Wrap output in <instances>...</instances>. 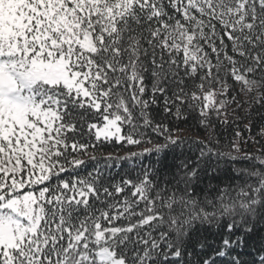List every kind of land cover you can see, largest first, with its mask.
<instances>
[{"label":"snow or ice","instance_id":"snow-or-ice-1","mask_svg":"<svg viewBox=\"0 0 264 264\" xmlns=\"http://www.w3.org/2000/svg\"><path fill=\"white\" fill-rule=\"evenodd\" d=\"M0 264H264V0H0Z\"/></svg>","mask_w":264,"mask_h":264},{"label":"trees","instance_id":"trees-1","mask_svg":"<svg viewBox=\"0 0 264 264\" xmlns=\"http://www.w3.org/2000/svg\"><path fill=\"white\" fill-rule=\"evenodd\" d=\"M182 127L187 129L188 126L187 125H182ZM241 127H243V124H241ZM253 131H255V129ZM181 135L186 136V137H191V138H197V137H203L206 134L201 129H198L196 127H192L190 130L183 131L181 133ZM226 135L227 136H231V129H229L227 131ZM244 135L246 136L247 132H245ZM119 148H120V146L117 145V146H115V148H112V147L107 148L106 151H117V150H119ZM120 154L123 155L124 152L121 151ZM196 192H200V189H196ZM200 194H201V196L203 195L202 192H200ZM211 195H215V193H212Z\"/></svg>","mask_w":264,"mask_h":264}]
</instances>
